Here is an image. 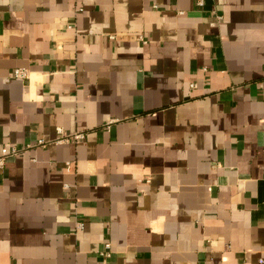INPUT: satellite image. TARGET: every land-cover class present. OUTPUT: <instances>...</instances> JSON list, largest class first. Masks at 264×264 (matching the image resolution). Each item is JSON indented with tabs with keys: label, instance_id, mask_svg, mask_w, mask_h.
I'll return each mask as SVG.
<instances>
[{
	"label": "crops",
	"instance_id": "1",
	"mask_svg": "<svg viewBox=\"0 0 264 264\" xmlns=\"http://www.w3.org/2000/svg\"><path fill=\"white\" fill-rule=\"evenodd\" d=\"M200 1L0 0V264L264 259V0Z\"/></svg>",
	"mask_w": 264,
	"mask_h": 264
},
{
	"label": "built area",
	"instance_id": "2",
	"mask_svg": "<svg viewBox=\"0 0 264 264\" xmlns=\"http://www.w3.org/2000/svg\"><path fill=\"white\" fill-rule=\"evenodd\" d=\"M200 4H203V0L200 1ZM140 38L143 40V36H141ZM13 76L16 77V78L27 79L29 77V70L27 68H24V67H18V68H16L14 70ZM193 86H195V84H193ZM72 137L75 140H81V139L85 138V134L82 133V132L75 133ZM18 153H20V150L17 149L16 147H13V146L12 147H4L2 149V155L0 157V162H2L3 159L6 156L17 155ZM68 165L70 166L69 163H68ZM84 226H85L84 221H82V220H78L77 221V224H76L77 229H83ZM105 248H106V250L103 253L105 255H109L110 256L111 243L110 242H107L105 244ZM257 264H264V259L263 258L260 259V261Z\"/></svg>",
	"mask_w": 264,
	"mask_h": 264
}]
</instances>
